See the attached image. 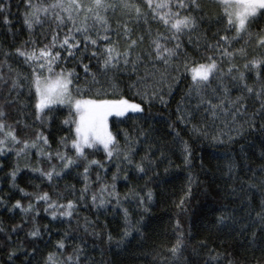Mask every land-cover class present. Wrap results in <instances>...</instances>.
Instances as JSON below:
<instances>
[{
	"label": "snow or ice",
	"instance_id": "6c2138e0",
	"mask_svg": "<svg viewBox=\"0 0 264 264\" xmlns=\"http://www.w3.org/2000/svg\"><path fill=\"white\" fill-rule=\"evenodd\" d=\"M214 6L221 10L215 20L216 31L211 29L203 0H21L16 8L17 11L23 8L22 25L29 39L9 49L0 47V158H4L0 159V170L4 169L11 153L16 158L7 173L11 187L24 197L34 196L35 203L30 199L24 206L16 200L9 211L19 209L25 217L33 213L34 221L40 214L37 205L43 202L44 211L52 220L75 219L78 205L83 202L85 207L88 206L90 173L95 169L107 172L101 160L92 158L98 152H102L108 161H118L117 172L113 174L110 186L105 183L101 187V193L108 192L107 197L91 193L92 206L104 208L111 203V197L115 199L116 207H122L115 192V181L125 170L121 165L145 175L148 171L156 174L155 161L151 152L138 162L135 160L139 155L137 147L141 137L148 135L144 128L135 129V135L124 131L121 145L118 139L121 133L111 130L109 118L132 119L129 113L143 114L146 111L144 103L150 109L154 101L167 109L170 107L169 98L182 85L186 87L176 105L175 120L168 127L174 134V141L181 145L183 161L189 169L192 167L193 147L183 139L178 125L190 131L198 144L233 145L256 133L264 146V29L255 33L251 30L254 25L264 22V0H214ZM12 7L11 0H0V21L9 32L13 30ZM153 21L157 25L155 31L151 27ZM206 22H209L207 27ZM220 24L225 27L220 29ZM37 26L39 37L35 35ZM240 39H245L250 47L258 50V54L250 56L245 48L235 49L233 42ZM238 54L242 63L237 60ZM10 61L23 64L30 71L24 74ZM69 63L73 66L68 67ZM77 68L82 69L83 76ZM125 78L129 80L128 87L144 103L131 102L121 93L118 82ZM25 88L31 98L28 102L21 100ZM233 89L237 94H233ZM13 107L19 115L10 123L9 108ZM62 108L68 112L62 121L67 133L61 135L53 147V140L45 134L44 126L50 125L55 113ZM29 118L31 123H28ZM138 118L145 119L142 115ZM20 125L25 130L32 129V135L21 137L18 134ZM144 143H148L147 139ZM244 147L241 143L242 159L247 166L250 158ZM33 150L40 158L35 165L28 160ZM163 155L161 151L160 156ZM261 156L264 157V150ZM21 159L25 161V168L38 173L50 184L82 167L83 171L78 174L85 181L84 186L75 200L68 199L65 203L59 198L53 200L47 192H26L17 183L22 171ZM224 159L227 171L223 175L233 185L239 183V191L244 196L240 199L239 211L227 205L218 208L219 215L212 227L226 238L245 237L243 243L249 245L257 243L259 234L264 245V163L256 169L249 167L244 175H240L244 171L240 162L230 153L225 154ZM45 161L47 168L41 166ZM201 170H204L203 156ZM123 178L128 180L126 175ZM96 179L100 181L99 174ZM196 180L197 177L190 172L189 195ZM71 189L75 194V185ZM237 191L233 186L226 194L235 196ZM257 192L260 194L258 204ZM129 196L136 199L143 212L149 211L147 205L153 200L151 189L144 194L133 191L124 199ZM184 203V200L180 201L181 211ZM0 204H5L3 197H0ZM122 211L126 226L117 242L118 248L132 237L134 231H139V221L137 224L131 222L128 208L124 207ZM22 228L23 225H18L10 232ZM4 231L0 227V232ZM82 231L101 238L95 222L87 217ZM175 232V243L167 248L169 256L165 257L173 264L188 250L191 235L184 233L179 220ZM27 235L33 240L42 238L41 229L36 224ZM69 235L65 232L64 238L57 241L55 252L48 253L44 264H105L103 259L96 261L88 254L84 240L72 248L71 254L61 251L67 248ZM6 237L11 239L10 234L6 233ZM106 239L111 245V233ZM220 247H210L207 241H201L199 248L206 250L202 264H236L226 251L217 250ZM20 251L29 257L38 250L34 247L29 253L22 246L11 248L8 260L12 264ZM196 251L193 249L194 253Z\"/></svg>",
	"mask_w": 264,
	"mask_h": 264
},
{
	"label": "trees",
	"instance_id": "16d2710c",
	"mask_svg": "<svg viewBox=\"0 0 264 264\" xmlns=\"http://www.w3.org/2000/svg\"><path fill=\"white\" fill-rule=\"evenodd\" d=\"M11 2L13 4L10 17L12 20V32H9L7 26L0 21V47L5 49H9L12 45L18 46L29 39V34L22 25L23 8L21 7L19 11L16 8V5L20 4L21 0H11ZM203 3L206 5L205 11L210 17L211 29L216 31L215 20L221 14V10L216 8L211 0H203ZM208 24L209 22H206L205 26L207 27ZM151 27L153 31L157 29L154 21L151 22ZM224 27V24L219 25L220 29ZM261 29H264V22H261L258 26L254 25L251 30L255 33ZM160 30H163L162 27ZM13 33H15V36H13ZM35 35L37 37L40 36L39 26L36 27ZM233 43L235 49H247L250 56L258 54V50L250 47L245 39H240ZM237 60L242 63L239 54L237 55ZM10 63H13L16 70L24 74L30 71L23 64H16L13 61H10ZM72 66L71 63L68 64V67ZM56 70L59 71V67ZM77 71L83 76L81 68H77ZM247 75L253 76L252 73H247ZM132 79L134 80L135 77ZM118 83L125 98H128L131 102L144 103L141 97L135 95V91L128 87L129 80L127 78ZM185 87L186 85L180 86L172 94V97L169 98L170 107L167 109L154 101L150 109L144 103L145 113L129 114L130 117H133L132 119H129V117H113L111 119V130L114 133H121L118 137L121 145L124 143L122 135L124 131L135 135V129L144 128L148 135L141 137V143L137 147L139 155L135 157V160L138 162L147 152H151L152 159L155 161L153 167L156 174L148 171L147 175H145L136 172L130 166L121 165L125 170L119 174L120 178L115 181V192L120 197L122 207H116V201L111 197H109L111 203L104 208L97 209L92 206L91 193L94 192L97 196L104 195L107 197L108 192L101 193V187L105 183L110 186L113 183L112 176L117 172L116 163L118 161H108L102 152H98L92 158L101 160L105 164L107 172L95 169L90 173L88 206L85 207L83 202L78 205V215L75 219L71 221H68L67 218L52 220L51 216L44 211L43 202L37 205L40 209V214L35 216L34 221L32 220L33 213L25 217V214L19 209L9 211L16 200H20L24 206H27L30 199L35 203L34 196L24 197L22 193L11 187V181L7 173L11 170V166L16 163V158L10 153V159H7L4 169L0 170V197H3L5 201V204H0V227L5 229L4 232H0V264H12L8 260V251L11 248L20 246L26 248L29 253L32 252L34 247L38 251L34 256L29 257H26L22 251L18 252L17 257L14 258L15 264H44V258L49 252H55V245L58 240L64 238L65 232L70 234L66 241L67 248L61 250L66 254H71L72 248L81 244V241L84 240L86 241L88 254L96 261L103 259L105 264H173L170 259L166 261L165 257L169 256L167 248L175 243L177 236L175 226L178 220L184 233H191V235L188 237V250L183 253V256L175 264H193V262L202 264L206 256V250L199 248L201 241H207L210 247L220 245L221 247L217 250L226 251L229 258L235 259L236 264H264V250H262L264 245L260 242L259 234L257 243L249 245L243 243L245 237L226 238L212 227V222L219 215L218 208L227 205L239 211L240 199L244 196V193L239 191L240 184L236 183L233 185L231 181H228L227 176L223 175V172L227 171L224 159L225 154L230 153L240 162L244 169L240 175H244V172L248 171L249 167L256 169L264 163V157L261 156V151L264 150V146L261 144L262 138L258 134L253 133L247 140H241L233 145L208 146L196 143L195 139L192 138L191 132L186 130L183 125H178V130L183 139L187 140L193 147L192 167L189 169L184 164L181 145L174 141V134L168 127V124L175 120L176 105L180 101ZM233 94H237L236 89H233ZM30 99L25 88L21 100L22 102H28ZM29 111H31V108H29ZM9 113V122L12 123L19 114L15 107L9 108ZM141 115L145 119H139L138 117ZM67 116V109L62 108L55 113L52 123L44 126L45 134L50 135V139L53 140V147H56L55 141L61 135L67 133V127L62 123ZM31 122L32 120L29 118L28 123ZM18 127L20 129L18 134L21 137L32 135V129L25 130L22 125ZM145 139L148 141L147 144L144 143ZM241 143L244 144V152L250 158L247 160V166L244 165V160L242 159ZM161 151L164 153L163 156H160ZM202 156L204 159V170H201ZM39 159L35 155L34 150L33 154L28 158L33 165ZM53 163L58 162L53 161ZM24 164L25 161L21 159L22 171L17 177V183L26 192L33 194L47 192L53 200L59 198L60 202L65 203L68 199L75 200L79 190L84 186L85 181L78 174L83 171L82 167L72 171L71 175L66 174L59 179H54L50 184L47 180L40 177L38 173L31 172L25 168ZM41 166L47 168V162L45 161ZM190 172L197 177V180L192 185L191 194L189 195L188 176ZM97 174L100 176V181L96 179ZM125 175L128 180L123 178ZM247 178L245 176V179ZM72 185H75V194L71 189ZM233 186L238 189L237 194L235 196L226 194L230 193ZM149 189L153 192V200L147 205L148 212H143L142 208L137 206L136 199L131 196H129V199H124L126 194L133 191L144 194ZM109 190L111 189L109 188ZM259 196L258 192L255 193L257 204ZM181 200L185 201L183 211L179 207ZM124 207L128 208L129 219L133 224H137L139 221L137 225L139 231H134L132 237H129L118 248L117 242L123 236L126 226L122 211ZM85 217L95 222L96 231L100 233L101 238H94L91 235L84 234L82 226ZM26 220L27 222H25ZM34 224L38 225L42 232V238L37 240H33L27 235ZM18 225H23V228L11 233L10 230ZM6 233L11 235L10 240L7 239ZM108 233L113 236L111 245L108 244L106 239ZM246 236L250 239V235L246 234ZM193 249L197 250L196 253L193 252ZM60 258L63 259V257Z\"/></svg>",
	"mask_w": 264,
	"mask_h": 264
},
{
	"label": "rangeland",
	"instance_id": "374dc122",
	"mask_svg": "<svg viewBox=\"0 0 264 264\" xmlns=\"http://www.w3.org/2000/svg\"><path fill=\"white\" fill-rule=\"evenodd\" d=\"M211 1H213L214 2V0H211ZM129 114H131V113H129ZM113 117H110L109 118V127L111 128V126H110V121H111V119H112ZM39 158V157H38Z\"/></svg>",
	"mask_w": 264,
	"mask_h": 264
}]
</instances>
